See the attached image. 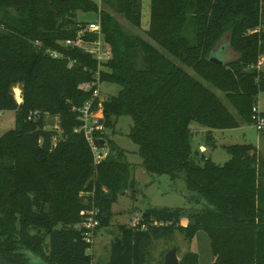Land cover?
Here are the masks:
<instances>
[{
	"label": "trees",
	"instance_id": "obj_1",
	"mask_svg": "<svg viewBox=\"0 0 264 264\" xmlns=\"http://www.w3.org/2000/svg\"><path fill=\"white\" fill-rule=\"evenodd\" d=\"M141 11L142 0H102V39L111 59L100 79L120 90L101 99L103 130L94 137L108 155L94 165L83 132L75 131L84 124L77 110L91 99L97 63L64 41L89 22L77 14L96 16L97 5L0 0L6 16L0 20V111L15 112V128L0 136V256L8 264H30L22 250L45 264H92L82 221L98 210L99 227L108 226L118 196L136 193L125 152L106 134L120 116L132 120L128 137L138 146L144 170L183 179L191 201L207 205L146 209L136 228L119 227L108 264H146L151 238L175 231L188 243L204 233L209 264H264V159L253 145H229L223 146L228 161L217 165L190 143L191 123L207 130L213 148V131L251 125L252 107L264 93L258 68L264 56L262 0H150L146 38L124 33L115 16L141 28ZM226 36L237 57L223 67L209 63ZM84 39L93 42L97 36L86 33ZM16 86H21V103L12 92ZM212 89L224 95L234 114ZM97 109L95 100L92 110ZM33 111L39 118L28 120ZM46 114L59 126L50 151L33 134L45 128ZM179 264H198V254L186 252Z\"/></svg>",
	"mask_w": 264,
	"mask_h": 264
},
{
	"label": "rangeland",
	"instance_id": "obj_2",
	"mask_svg": "<svg viewBox=\"0 0 264 264\" xmlns=\"http://www.w3.org/2000/svg\"><path fill=\"white\" fill-rule=\"evenodd\" d=\"M263 17L261 29L264 31V0H262ZM79 20L91 21L95 19L94 14L82 15L77 14ZM150 17V0H142L141 11V28L132 26L122 16H115L120 28L124 33L130 35H139L146 38L145 30L149 25ZM191 42L194 40V34L190 38ZM167 57H170L165 51L159 48ZM217 57L223 62L227 63L234 60L237 55L227 48L224 51H219ZM260 62L264 65V60L261 57ZM184 69L185 66L182 65ZM192 76H195L192 70L186 69ZM120 87L115 84H103L100 88V97L107 98L109 96H116ZM218 96L227 109L234 114V110L225 101L224 95L212 89ZM13 95L17 103L22 100L21 86H16L13 89ZM259 110L264 109V95L259 101ZM45 130H53L59 133L58 120L49 114L44 115ZM132 127V120L128 116H120L115 122L113 129L108 131L107 136L125 152V161L130 164L131 177L134 180L135 195L131 190L125 191L118 196L117 201L110 209V222L108 226L98 227L96 230L95 243L90 247L92 255V264H108L110 249L113 241L120 236L119 227L126 225L132 226L133 219L137 215H141L148 208H191L197 209L207 205L205 200H201L199 204L192 202L189 198L193 195L186 188L183 179L172 180L168 175H154L146 172L142 166V159L139 156L138 146L135 145L128 137ZM15 128V112L14 111H0V136ZM202 128L197 123L190 124V131L192 137L190 140L193 151H199L200 143L206 144V134H202ZM216 147L211 150L208 148L206 157L210 158L215 164L223 165L228 159L229 155L223 149V146L229 145H244L250 144L256 148H264V132H258L253 125H244L241 128L229 130H216L212 134ZM58 135L52 137V146L56 142ZM41 142V139H40ZM259 144H261L259 147ZM207 147H209L207 145ZM107 149V146H105ZM200 152V151H199ZM260 157L264 159V150L257 151ZM261 188L264 192V179L261 180ZM194 197L196 195L194 194ZM84 221V220H83ZM82 221V222H83ZM97 240V241H96ZM175 246L177 249V257L180 261L183 254L186 252H194L198 254V264H209L212 259L209 240L204 233H200L195 240L188 243L184 240V236L175 231L168 237L154 238L152 237L149 246L146 250V264H164L165 254Z\"/></svg>",
	"mask_w": 264,
	"mask_h": 264
},
{
	"label": "built area",
	"instance_id": "obj_3",
	"mask_svg": "<svg viewBox=\"0 0 264 264\" xmlns=\"http://www.w3.org/2000/svg\"><path fill=\"white\" fill-rule=\"evenodd\" d=\"M95 4L98 7V13L95 16L93 21H89L85 28H82L76 35L74 39H67L64 41L66 47L77 48L84 50V52L91 55L97 63V70L94 73L93 81L90 85L92 90L91 99L85 103V105L78 109L81 118L83 120L82 128L76 130L75 132L82 131L84 138L89 146V149L92 154L94 165L100 164L108 155V149L98 147L96 144V139L94 137L95 132H100L103 130L102 123V110H101V97H100V88L103 85L100 79V73L104 69L103 65L111 59V53L109 47L106 46L102 39L101 31V7L102 0H94ZM80 27V25H78ZM87 34H95L97 39L93 42H87L84 39V36ZM53 58H61L63 55L57 51H48ZM71 65V64H70ZM258 68L260 65L258 64ZM95 100H98V109L96 111L92 110L93 103ZM22 101V100H21ZM21 101L19 103H21ZM251 125L258 131L264 132V116L262 111L259 110L257 105H254L251 110ZM39 112L33 111L28 115V120H36L39 118ZM90 121L92 126H87V122ZM99 214L98 210H93L92 215L85 219L82 222L83 237L85 242L89 245L95 243L96 230L99 227V220L96 218ZM142 220L141 215H137L133 219L132 228H136L140 221ZM153 225L157 226V222H153ZM163 224H160L162 226ZM145 229V225L141 226V230Z\"/></svg>",
	"mask_w": 264,
	"mask_h": 264
},
{
	"label": "water",
	"instance_id": "obj_4",
	"mask_svg": "<svg viewBox=\"0 0 264 264\" xmlns=\"http://www.w3.org/2000/svg\"><path fill=\"white\" fill-rule=\"evenodd\" d=\"M229 49L228 47V38L227 36L221 39V41L217 44V46L214 48V50L211 52L210 56L208 57V62L223 67L226 63L223 62L221 59L217 57V53L219 51H224L225 49ZM262 71L264 73V67L262 68ZM102 121H100V124ZM87 126L91 127L92 123L90 121L87 122ZM34 135L39 137L41 139V148L47 151H50L52 149V137L57 134L56 131L53 130H45V129H37L33 132ZM97 241V240H96ZM21 254L25 255L29 261L30 264H45L40 257L33 254L29 250H22ZM0 264H8L4 259L0 256ZM164 264H179V259L177 257V249L175 246H173L164 256Z\"/></svg>",
	"mask_w": 264,
	"mask_h": 264
},
{
	"label": "crops",
	"instance_id": "obj_5",
	"mask_svg": "<svg viewBox=\"0 0 264 264\" xmlns=\"http://www.w3.org/2000/svg\"><path fill=\"white\" fill-rule=\"evenodd\" d=\"M92 1H94V0H92ZM6 18V16H4V15H2L1 13H0V20L1 19H5ZM91 21H93V20H91ZM262 58H263V60H264V56H262ZM259 65H260V68L262 69L263 67H264V65H262V63L261 62H259ZM264 95V93H260L259 95H258V97H257V102H256V105H257V107L259 106V101L261 100V98H262V96ZM261 111H264V109H262ZM244 126V125H243ZM242 126H240L239 128H241ZM203 128V127H202ZM201 133L202 134H206L207 133V130L204 128V130L203 131H201ZM212 134H214V131H213V133ZM206 144L209 146V147H207V145H205L204 143H200V144H198L199 145V151L201 152V153H206L207 154V152H208V148H211V150L212 149H214L215 147H216V144L214 143V148L212 147V145H213V143H211L210 141H208L207 139H206ZM261 144H259V147H261L260 146ZM257 149V151H261V150H264V148L262 149V148H256ZM228 161V160H227ZM226 161V162H227Z\"/></svg>",
	"mask_w": 264,
	"mask_h": 264
}]
</instances>
